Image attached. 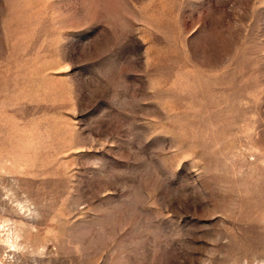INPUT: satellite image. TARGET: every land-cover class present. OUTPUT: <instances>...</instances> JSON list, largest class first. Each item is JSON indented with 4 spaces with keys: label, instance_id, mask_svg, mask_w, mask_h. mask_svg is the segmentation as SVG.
<instances>
[{
    "label": "rangeland",
    "instance_id": "1",
    "mask_svg": "<svg viewBox=\"0 0 264 264\" xmlns=\"http://www.w3.org/2000/svg\"><path fill=\"white\" fill-rule=\"evenodd\" d=\"M0 264H264V0H0Z\"/></svg>",
    "mask_w": 264,
    "mask_h": 264
}]
</instances>
